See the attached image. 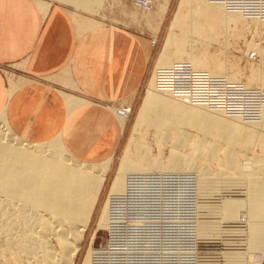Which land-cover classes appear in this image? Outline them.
Segmentation results:
<instances>
[{
  "label": "rangeland",
  "instance_id": "obj_1",
  "mask_svg": "<svg viewBox=\"0 0 264 264\" xmlns=\"http://www.w3.org/2000/svg\"><path fill=\"white\" fill-rule=\"evenodd\" d=\"M112 1L118 6H120L119 4L123 5L118 0ZM126 1L125 18L127 21L142 23L149 31L145 33L150 37L157 36L150 48L141 82L135 95L130 101H127L126 105L121 107L112 109L106 106L107 109L110 108L109 110L113 114H111L110 123L107 122L108 118L105 114L103 119L106 120H103V125L106 127L110 124L111 131L105 132L107 136L100 143L102 151L99 157L91 160V162L96 163L104 155L108 157L107 154L112 148V164L94 199L87 229L75 264H82L86 250L89 247L92 248L91 252H93L109 246L107 227H99V220L103 212L108 209L107 199L110 187L119 167L123 163L122 158L127 147H131L132 155H134L135 152L132 147L141 140L146 145L148 144L147 146L151 150L150 154L152 153L150 162L146 163V169L148 167L153 170V167H155L154 172L159 171V173H162H157L160 176L187 175L191 178V181L196 179V182L189 188L190 193L188 192L187 206L185 207L187 213L185 215H183V205L180 206L175 199H167L168 197L164 200L156 199L158 204H162L165 208H167L166 204L169 203V200L175 201L173 208L180 209L182 213L180 218L175 221V227L172 229L177 232L175 238L182 237L185 243H188L186 246H190L186 248L187 251H185V246L180 247V250L176 249L179 253L172 255L174 263L200 264L198 263L199 253L207 254L209 252L208 264H264V190L259 189L260 183L264 182V165L255 168L256 162H260L261 159L264 160V150L261 147L262 141H264V128L261 127L264 122V114L260 115L256 121H242L241 119L227 117L217 110L208 109L206 102L195 101V103H192L186 101L179 93L182 90L176 89L175 84L172 87V95H166L162 80L165 73H169L174 78L173 74L177 69L184 72L187 70L191 75L202 76L200 80L190 78L192 92L196 89V86H201L200 89L205 92L207 87L203 88L202 86H208L213 80H216L219 84L222 82L238 84L243 89H257V91L264 94V20H261L259 16L257 18L254 16L238 19L236 16L226 14L225 20L222 21L217 10L208 11L200 4H193L192 10H190L192 12L183 13V15H188L187 18L184 15L182 26H173L177 12L179 11V15L181 14L180 6L183 0H168L169 6H167L160 22L158 32L155 33L149 29L146 20L152 17L151 15L156 9H159V5L163 1L151 0L153 1L151 5L154 4L151 9L153 12L149 14L141 13V10L133 5V0ZM196 12L198 13L195 14ZM104 18L114 22L118 17L107 16ZM196 22L198 25L200 24V29L199 32L193 33L191 27ZM168 38L174 39L172 47H167ZM128 69L130 70V65ZM130 79L132 78L129 77ZM15 81L13 75H9V87L11 83H17ZM129 85L132 86L133 84L131 82L129 84L128 81V90ZM150 86L153 88L152 93L156 95L154 105L157 106L158 101L166 105L165 108H157L156 113L151 110L148 111L149 114L147 115V105L144 104V100ZM182 99H185L184 102H182ZM83 100L91 103L89 99ZM188 104L191 106H188ZM260 108H264V106ZM123 109H129L128 116L121 112ZM189 109L193 111H187ZM113 115L116 117V121ZM120 115L127 118L121 134L118 133ZM165 115H167V122L162 120L166 119ZM169 117L171 121H168ZM187 117H190L191 120H186ZM141 120H151L149 122L151 126L153 124V127L150 124L149 126L144 124ZM96 125L98 127L99 123ZM180 128L187 136L184 146L178 148L170 145L172 138L164 141L165 135L174 133L173 131H176V129L179 131ZM171 129L173 130L171 131ZM157 132L158 138L163 135L164 137L158 140L154 137L157 136ZM114 137H117L116 140H114ZM107 141H109L108 144ZM200 143H203L206 148L209 145L216 146L218 148L216 155H214L216 157H212V159L204 158L203 155L206 152H197L196 147ZM94 147H98V144L96 143L91 148ZM159 150L163 152L160 165H157L154 159L158 157ZM226 152H230L228 156H232L233 162L235 161V163L241 165L239 168L231 167L228 164ZM138 155L142 156V153L140 152L136 156ZM169 156H172L175 160L177 159V167L167 171L164 168V163ZM254 158L258 161L255 162ZM131 159L134 158L131 157ZM128 163L133 164L134 161ZM194 165L198 167V170L208 171L210 174L203 179L196 178L194 174L188 173V166ZM220 176L232 181V187H227L226 183H219L216 179ZM164 179L171 182L169 178ZM250 182L253 185H250ZM179 184V182L171 183L173 190L170 187L168 191L173 192L171 198H174L180 186L183 188L189 186V184L182 182ZM127 189L129 188L127 187ZM168 192L167 194H169ZM220 204L223 205V208ZM217 206L219 207L217 208ZM217 211L221 213L219 214ZM199 220H201V225ZM202 221L203 223H201ZM166 222H168L167 216L159 223L150 226L157 229ZM184 230H186V234ZM157 243L153 248L159 246V243ZM185 252H188L186 256L190 261L185 259Z\"/></svg>",
  "mask_w": 264,
  "mask_h": 264
},
{
  "label": "bare ground",
  "instance_id": "obj_2",
  "mask_svg": "<svg viewBox=\"0 0 264 264\" xmlns=\"http://www.w3.org/2000/svg\"><path fill=\"white\" fill-rule=\"evenodd\" d=\"M60 1L76 8H80L88 13H96L99 11L103 0ZM162 1V4L159 5V9H156L151 15L152 17L146 20L147 25H149L150 27L149 29H151V31L155 33L158 32V26L166 12L167 4L169 2L168 0ZM193 4H200L202 5L201 7L204 6L208 11L217 10L221 15L218 16H220L219 18L222 21L225 20L226 14L236 16L238 19L254 17L244 15L243 13L238 11H228L225 8L224 4L220 3V5L217 3H213L210 0H183L180 6L181 14L179 15V11L177 12V16L175 17L173 26H182L183 17L186 14L185 12L192 10ZM151 9L149 11L141 10V13H152L153 11ZM183 13L185 14L183 15ZM197 13L198 12H196L195 14ZM187 15H185V18H187ZM255 17L257 18L258 16ZM196 23L192 25L193 27H191L193 33L199 32L200 29V24L198 25V23ZM173 40L174 39L171 38L167 40V47H172L174 45ZM173 79L174 78L169 73H165L164 77L162 78L164 82L163 88H165L166 95L168 96H171L173 92ZM26 83H28V81H26ZM26 83H24V81L11 83L9 91L13 93V91H15L18 87H22ZM222 83L226 84L225 82ZM233 85L239 88L240 92L247 90L246 92L252 95L255 93L264 95L263 93L257 91V89H243L238 84ZM152 90L153 88L150 86L146 95V99L144 100V104L147 105V112H150L151 110L153 111V113H156L157 108H165L166 104L158 101L157 106H155L154 99H156V95L152 93ZM184 100L182 102H184ZM68 102L71 103L72 101L69 99ZM78 103L89 102L85 100H77L75 101L74 105H77ZM153 105L155 108L153 107ZM188 106L191 105L188 104ZM262 106H264V104L259 105V107L257 108V115L252 119V121L258 120L260 115L264 114V108H260ZM144 111L146 113V109ZM187 111L193 110L189 109ZM121 112L127 114L128 116L129 109H123L121 110ZM149 112L147 113V115L149 114ZM219 112L226 116L224 112ZM120 116L118 133L121 134L127 118H123L122 115ZM166 116L167 115H165V117ZM231 118L241 119L239 117ZM103 120L106 119L104 118ZM162 120L166 121L167 117L166 119L164 118ZM169 120L170 117L168 118V121ZM186 120L191 119L190 117H187ZM241 120L246 121L243 119ZM142 121L144 124L149 126V121L151 120H141V122ZM151 127H153V124ZM261 127L264 128V122L263 124H261ZM154 128L156 129L155 126ZM105 129L107 128L105 127ZM172 130L173 129H171V131ZM109 131H111L110 128H108L106 132L108 133ZM176 131L174 130V133L170 135H165L166 137L164 141H166V139L168 140L169 138H172V143L170 142V145L179 148V146H184V142L186 143L187 141V136L181 128L179 129V131ZM158 136L159 135L157 132V136L154 137L158 138ZM162 137H164V135ZM161 138H158V140ZM155 140L157 141V139ZM91 143L95 142L93 141ZM96 143L91 145L95 146ZM108 143L109 141H107V144ZM203 143L197 145V152H206L205 155H203L205 156L204 158L207 157L208 159H212V157H216L214 155H216L218 148L213 145H209V147L207 146L208 148H206L203 146ZM262 143L264 144V141H262ZM263 144H261V147L264 150ZM130 145L132 144L130 143ZM147 145L143 140H141L140 142L134 144V146L132 147L136 155L140 152L142 153V156L138 155L140 157L136 156L135 153L134 155H132V150L130 149L131 147H127V150L122 158L123 163L119 167L114 182L110 187L107 199L108 209L103 212L99 220V227H107V231L109 227V236L111 239L110 244L106 248H100L101 252H99L100 250L91 252L92 248L89 247L88 250H86L87 252L82 261V264H112L115 262L114 259L111 258L114 255H129L128 251H124V253H117V250H119L117 248L121 246L122 241H124V244L127 241H130L128 232L134 230L138 226L143 227L145 225L150 226L151 224H157L165 216H167L168 218H174L173 222H175V219L177 221L178 218H180L182 214L180 212V209H175L172 206L168 207V205L167 208H165L162 204H158L156 200H164L167 197L165 195H168L167 192L170 190L171 182H169L168 179H164L160 175H158L157 173H159V171L155 173V167H153V170L148 167L146 169V163L150 162L152 154H150L151 150ZM162 152V150H159V152L157 153L158 157L154 159L157 162V165L161 162ZM225 154L226 156H228L230 152H226ZM171 155L174 156L173 154ZM172 156H169L164 163V168L167 171H170L177 167V159L175 160ZM230 156L226 157L229 162L227 163L231 167L239 168V166L241 165L235 163V161L233 162V158L232 156ZM131 157L134 159H131ZM256 160L258 161V159H255V162ZM261 160H259L260 162L258 163L256 162V164L255 162H253V164H255V168L259 165L263 167L264 160ZM111 162L112 155L108 157L104 155L96 163L91 162V160L78 159L73 156L71 151H69V149L64 145L63 142H61L59 138H55L43 143H36L33 141L22 139L12 129L10 123L8 122L6 112L2 111V113L0 114V264H75L87 229L90 210L93 206L97 192L101 187L102 182L104 181L105 175L110 169V166L112 164ZM128 162H132L133 164H129ZM161 166L163 165L161 164ZM197 170L198 167L196 165L188 166V173L194 174L196 178L203 179L205 176H208L210 174L208 173V171ZM142 176H149V178L144 179L142 178ZM153 176H157V179H155ZM150 177L154 178L155 180L151 186L148 184V182H150ZM216 180H218L219 183H226L227 187L229 188L232 187V181L227 180L226 177L220 176ZM182 183L188 185L187 181H183ZM249 184L253 185L252 182H250ZM127 187L129 189H127ZM179 189L180 188H178L175 201H178V204L181 206L182 201L179 197ZM259 189L264 190V182L260 183ZM130 193H133V197H131L132 203L130 205H127L126 203H123V200L120 199L126 200L127 196H129ZM138 199L141 201L140 207L138 206L140 204H134L136 201H138ZM145 199H147V203H145ZM218 207L219 206H217V208ZM221 207L223 208V205H221ZM154 209H159V211L156 212V222H150L146 224L147 221L137 220V217L139 216H134L138 215L140 211L142 213H148L149 215L154 216ZM166 210L167 212H165ZM220 213L221 212H219V214ZM128 215L134 216L135 220H130L127 217ZM218 217H220V215ZM200 221L201 220H199V224ZM201 223H203V221ZM123 225H125L124 229L126 226H129L128 232H126V229H121V226ZM123 231L126 232L125 234H127V236L124 235L123 240L121 242H118L119 236L121 233H123ZM185 231L186 230H184V233ZM150 239L151 238L148 235L146 236L145 233H143V240H145V242H148ZM161 241L164 242L165 240ZM170 243H176L178 246V248L176 249L178 250H180V247L182 246H185L186 250V245L188 244L185 243V240L182 237L171 239ZM178 253L179 252H177L176 250V252H174L173 254ZM92 254H94V256H92ZM186 254L187 252L184 253L185 259L187 261H190ZM209 255V252H207V254H204L203 252L199 253L198 263L208 264ZM95 256H97V259L100 261H98ZM117 261H120V259H118ZM173 264H177V262Z\"/></svg>",
  "mask_w": 264,
  "mask_h": 264
},
{
  "label": "crops",
  "instance_id": "obj_3",
  "mask_svg": "<svg viewBox=\"0 0 264 264\" xmlns=\"http://www.w3.org/2000/svg\"><path fill=\"white\" fill-rule=\"evenodd\" d=\"M118 2L103 0L88 13L60 0H0V114L22 139L59 138L78 159L99 157L111 130L103 125L113 114L106 106L126 105L135 95L157 36L128 22L127 1ZM9 75L28 83L11 93ZM83 99L91 103L74 105Z\"/></svg>",
  "mask_w": 264,
  "mask_h": 264
},
{
  "label": "built area",
  "instance_id": "obj_4",
  "mask_svg": "<svg viewBox=\"0 0 264 264\" xmlns=\"http://www.w3.org/2000/svg\"><path fill=\"white\" fill-rule=\"evenodd\" d=\"M213 3L217 4H224L225 8L228 11H238L243 13L247 16H259L262 19H264V0H210ZM133 5L143 11H149L151 9V1L150 0H133ZM221 5V4H220ZM252 57V56H250ZM186 72V73H185ZM183 70H176L174 71V84L176 86V89H181L179 93L186 99L188 102L195 103V101H203L206 102L208 109L210 110H217L222 111L226 114V116L231 117H239L246 121H252L253 118L257 115V108L259 105L264 104V95H260L258 93L255 94H249L246 91H239V88H237L235 85L231 83H221L219 84L216 80H213L211 84L202 86L203 88L207 87V90L203 92V90L200 89L201 86H196V89L194 91H191L190 84L191 80L190 78L194 80H200L202 76L199 75H191L188 73V71ZM189 75H188V74ZM191 76V77H190ZM256 92V91H255ZM155 179H157V176H153ZM162 178H169V180L172 182H181L187 181L189 186L186 188H183L180 186V200L182 201L183 205V215L187 213V210H185V207L187 206V199H188V192L189 188H191L192 184L196 182V179L194 181H191V178L187 175L183 176H173V175H161ZM142 178L146 179L149 178V176H142ZM154 178L150 177V182L148 184L151 186L154 183ZM179 184V185H180ZM172 189V186H170ZM173 190V189H172ZM167 199H175L171 198L173 192H168ZM175 194V193H174ZM133 193H130L129 196H127L123 200V203H126L127 205H130L132 203L131 197ZM130 198V199H128ZM147 203V199H145ZM173 200H169L166 205L168 206H174ZM176 200V199H175ZM141 201L138 199L134 204L138 205ZM147 205V204H146ZM139 207L141 206L138 205ZM157 208V207H156ZM154 216L149 215L148 213H142L141 211L138 213L139 216L137 217V220H145L147 221L146 224L150 222H156L157 216L156 212L159 211V209H154ZM128 215L127 217L130 220H135V217ZM144 216V217H141ZM174 218H168V222L164 223V225L159 226L157 229H152L151 226L145 225L143 227H137L134 230L128 232L129 226H126V232H128L130 241L123 243L124 241V235L126 232L123 231V233L120 234L118 242H121V246L117 249V253L128 251L129 255L125 256L123 254L121 255H114L111 257L114 259V263L112 264H173L174 263V257L172 256L174 252H176V248H178L176 243L171 244L170 240L175 238V234L177 233L174 231L175 222H173ZM176 221V219H175ZM124 226H121L122 230L124 229ZM165 227V228H164ZM172 229V230H171ZM143 233L145 235L149 236L151 239L148 242H145L143 240ZM109 227L107 231V236L109 239L110 244V236H109ZM161 240H165L162 242ZM158 242L159 246L156 248H153L155 243ZM188 247V246H187ZM187 251V249L185 250ZM188 254V252H187ZM186 254V255H187ZM94 256V254H92ZM97 259V256H95ZM120 259V261H117ZM98 260V259H97ZM100 261V260H98ZM189 264V263H188Z\"/></svg>",
  "mask_w": 264,
  "mask_h": 264
}]
</instances>
